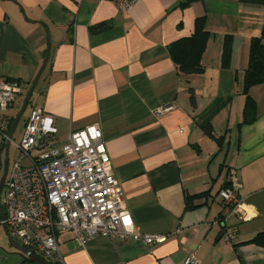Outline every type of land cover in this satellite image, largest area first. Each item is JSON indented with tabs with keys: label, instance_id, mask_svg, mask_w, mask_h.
Segmentation results:
<instances>
[{
	"label": "crops",
	"instance_id": "0c3cea01",
	"mask_svg": "<svg viewBox=\"0 0 264 264\" xmlns=\"http://www.w3.org/2000/svg\"><path fill=\"white\" fill-rule=\"evenodd\" d=\"M180 1L140 0L117 10L104 0H0V71L26 84L20 106L50 38L32 107L53 116L60 141L97 125L134 231L166 237L147 245L98 236L80 246L63 234L61 264H184L190 255L198 264H264V248L247 244L264 230V84L249 91L257 120L238 129L249 45L264 27V0H201L179 9ZM199 17L210 33L204 71L184 75L168 47L190 37ZM104 23L109 26L91 33ZM225 37L232 38L227 68ZM207 129L225 136L221 147ZM231 174L250 221L223 219L218 192ZM207 191L193 200L197 208L184 210L185 196ZM224 229L235 232L233 243Z\"/></svg>",
	"mask_w": 264,
	"mask_h": 264
},
{
	"label": "built area",
	"instance_id": "2783aa9c",
	"mask_svg": "<svg viewBox=\"0 0 264 264\" xmlns=\"http://www.w3.org/2000/svg\"><path fill=\"white\" fill-rule=\"evenodd\" d=\"M104 1L112 2L117 10H125L140 0ZM26 90L24 82L8 80L0 71L2 172L5 146L9 143L8 172L0 197L4 219H0V226L5 225L10 237L30 254L51 264L62 262L58 239L63 234H70L80 246L98 236L130 237L147 245L164 243L165 236L134 231L97 125L71 132L60 141L53 116L41 106H31L21 141H13L9 134L15 117L10 119L8 112ZM168 110L164 108L159 113ZM13 142L15 156L10 161ZM230 181L231 188L218 193L223 219L236 215L243 222L250 221L252 216L240 209L238 182L234 177ZM224 230L225 240L233 243L235 232ZM184 264H198V259L190 255Z\"/></svg>",
	"mask_w": 264,
	"mask_h": 264
},
{
	"label": "trees",
	"instance_id": "16d2710c",
	"mask_svg": "<svg viewBox=\"0 0 264 264\" xmlns=\"http://www.w3.org/2000/svg\"><path fill=\"white\" fill-rule=\"evenodd\" d=\"M201 0H181L177 5V8L184 9L189 7L195 2ZM109 25L107 23L100 24L97 26L90 27L91 33H96L104 30ZM210 33L206 29L205 17H199L195 21L194 32L190 37L179 39L168 47L169 55L177 67L178 71L184 75H197L203 73L204 69L201 64V58L206 50ZM264 27L261 34L254 37L250 41L249 54H248V65L245 70L243 79L242 93L245 96V105L243 109V120L238 125V129L242 125L252 124L257 120L256 113V102L249 95V91L252 87L264 84ZM232 38L225 37L222 52V67L227 68L230 65L231 53H232ZM192 104L194 99L192 96ZM14 119L11 120V123ZM206 133L209 138L214 140L219 147L222 146L225 141V136L215 137L213 133L207 129ZM232 183L228 181L226 186L222 189L231 188ZM219 193V192H218ZM207 192H203L194 196H185V211H190L198 207V205L192 204L194 199L206 197ZM261 248H264V230L259 232L252 240L247 242Z\"/></svg>",
	"mask_w": 264,
	"mask_h": 264
},
{
	"label": "water",
	"instance_id": "95a60500",
	"mask_svg": "<svg viewBox=\"0 0 264 264\" xmlns=\"http://www.w3.org/2000/svg\"><path fill=\"white\" fill-rule=\"evenodd\" d=\"M20 11L24 17V20L29 21L25 17L24 11L22 9ZM50 55H51V43H50V38H48V46H47L46 55L44 57L43 63L41 65L40 69L38 70L33 82L30 85V88L26 94V97L24 99V102L22 104V107H21L19 113L17 114V116L14 118V120L12 122L10 134H9L10 137L13 136L21 117L26 112L27 106L32 102L31 100H32L33 94L36 90V87H37L38 82L41 78V75L43 74V72H44V70H45V68L49 62ZM8 156H9V143H7L5 146V154H4V160H3V175L0 178V197H1V192H2L3 185H4V181L6 179L7 172H8ZM0 219H4V215H3L1 205H0ZM3 230L6 234V236L8 237L9 244L11 246H13L18 251V253L26 259L27 262L35 263V264H51V263H49V262H47L41 258H38V257L30 254L25 248H23L19 244H17L10 237L9 232L7 230V227L5 225L3 226Z\"/></svg>",
	"mask_w": 264,
	"mask_h": 264
},
{
	"label": "rangeland",
	"instance_id": "374dc122",
	"mask_svg": "<svg viewBox=\"0 0 264 264\" xmlns=\"http://www.w3.org/2000/svg\"><path fill=\"white\" fill-rule=\"evenodd\" d=\"M41 88V85L37 87L35 90V93L32 97V102L27 106L26 112L21 117L16 131L13 135V141L15 143H19L22 139L21 131L23 129L24 123L26 121V118L29 115L30 108L33 104L38 102L39 98V90ZM21 109L20 101L16 102L13 109H11L8 112V117L11 119L12 117H16ZM14 142L11 144L10 147V161L15 156V148H14ZM3 175V172L0 171V178ZM2 196V195H1ZM2 198V197H1ZM0 264H35V263H29L26 261V259L21 256L18 251L9 244L8 237L6 236L3 227L0 226Z\"/></svg>",
	"mask_w": 264,
	"mask_h": 264
}]
</instances>
